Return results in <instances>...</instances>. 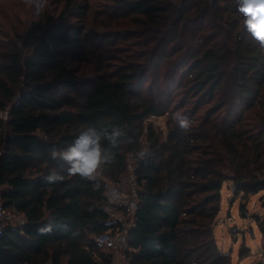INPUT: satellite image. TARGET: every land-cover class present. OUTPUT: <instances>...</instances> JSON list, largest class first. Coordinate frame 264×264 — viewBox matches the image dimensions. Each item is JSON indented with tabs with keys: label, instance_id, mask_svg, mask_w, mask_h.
Masks as SVG:
<instances>
[{
	"label": "trees",
	"instance_id": "1",
	"mask_svg": "<svg viewBox=\"0 0 264 264\" xmlns=\"http://www.w3.org/2000/svg\"><path fill=\"white\" fill-rule=\"evenodd\" d=\"M237 9V0H64L53 17L33 6L7 20L0 197L24 223L6 228L0 264L110 262L93 248L110 228L102 182L69 174L58 155L92 126L132 138L112 150L109 179L125 175L127 153L150 148L137 171L131 264H233L214 233L223 187L246 202L264 192V49ZM165 115L166 136L148 123ZM50 172L63 179L48 184Z\"/></svg>",
	"mask_w": 264,
	"mask_h": 264
},
{
	"label": "rangeland",
	"instance_id": "2",
	"mask_svg": "<svg viewBox=\"0 0 264 264\" xmlns=\"http://www.w3.org/2000/svg\"><path fill=\"white\" fill-rule=\"evenodd\" d=\"M100 3L101 0H95ZM45 9H47L52 17L55 11H60L64 5V0H42ZM35 6L34 0H0V31L4 30V25L10 18L13 21L14 14L20 13L25 17L26 13L33 10ZM126 50V49H125ZM124 50V51H125ZM120 51V53H119ZM122 49L113 50L114 56H120L125 59V54H121ZM152 77H150V80ZM168 115L162 117L151 118V123L158 132L167 135ZM101 182L106 179L101 173L97 176ZM223 208L217 218L214 228L216 239L219 246L226 251L233 249L238 252L244 249V255L238 260V264H263L264 263V192H261L246 202L242 195L234 196L232 185L230 183L223 187ZM245 205L246 213L241 212L240 206ZM255 216L259 217L256 220Z\"/></svg>",
	"mask_w": 264,
	"mask_h": 264
},
{
	"label": "clouds",
	"instance_id": "3",
	"mask_svg": "<svg viewBox=\"0 0 264 264\" xmlns=\"http://www.w3.org/2000/svg\"><path fill=\"white\" fill-rule=\"evenodd\" d=\"M37 11L43 8L42 0H34ZM238 12L244 17V27L251 37L257 41L264 49V0H237ZM173 119L177 122L178 128L182 132L191 130L192 121L183 114H175ZM122 139L128 143L132 138L127 136L126 127L114 126L111 132L88 127L81 131L73 140L71 145L58 153L59 157L68 163V173L88 180H95L102 172L103 167L111 165L115 161L113 149H117ZM107 140L110 147L103 143ZM150 148L145 146L140 149L136 156L140 159L146 157ZM53 159L57 152L53 150ZM63 179L55 172H50L45 176L48 184H54ZM40 234H48L52 231L51 225L39 227Z\"/></svg>",
	"mask_w": 264,
	"mask_h": 264
},
{
	"label": "built area",
	"instance_id": "4",
	"mask_svg": "<svg viewBox=\"0 0 264 264\" xmlns=\"http://www.w3.org/2000/svg\"><path fill=\"white\" fill-rule=\"evenodd\" d=\"M9 109L0 112V118L7 120ZM137 152L126 154V173L119 180L106 179L102 182L105 196L104 211L108 215L109 230L94 237V254H102L110 258L109 263L131 264L129 254L135 252L131 248V232L136 227V208L140 197V186L137 182V171L144 161L136 156ZM24 223L23 217L5 207L0 197V239L7 227ZM264 264V263H263Z\"/></svg>",
	"mask_w": 264,
	"mask_h": 264
},
{
	"label": "crops",
	"instance_id": "5",
	"mask_svg": "<svg viewBox=\"0 0 264 264\" xmlns=\"http://www.w3.org/2000/svg\"><path fill=\"white\" fill-rule=\"evenodd\" d=\"M222 195H223V191H222ZM262 195H264V194H262ZM222 202H223V200H222ZM222 209H224L223 208V203H222ZM221 213H222V211H221ZM216 229V228H215ZM214 233H215V230H214ZM215 237H216V234H215ZM216 241H217V239H216ZM217 245H218V247H219V249L223 252V253H225V254H227L226 253V251H224V249L222 248V247H220L219 246V242L217 241ZM229 252H230V255H231V257H232V262H233V264H238V260L241 258V256H240V249H239V251L238 252H234V248L233 249H227Z\"/></svg>",
	"mask_w": 264,
	"mask_h": 264
},
{
	"label": "water",
	"instance_id": "6",
	"mask_svg": "<svg viewBox=\"0 0 264 264\" xmlns=\"http://www.w3.org/2000/svg\"><path fill=\"white\" fill-rule=\"evenodd\" d=\"M213 1H214V0H213ZM234 189H235V188H234V187H232V191H233V192H234Z\"/></svg>",
	"mask_w": 264,
	"mask_h": 264
}]
</instances>
